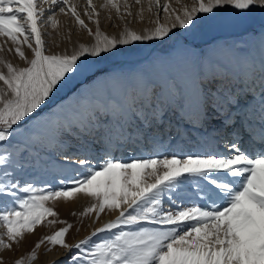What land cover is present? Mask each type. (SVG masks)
<instances>
[{
    "label": "snow or ice",
    "instance_id": "6c2138e0",
    "mask_svg": "<svg viewBox=\"0 0 264 264\" xmlns=\"http://www.w3.org/2000/svg\"><path fill=\"white\" fill-rule=\"evenodd\" d=\"M133 2L142 20L145 0ZM146 2L155 26L137 32L125 25L117 37L101 31L93 0H85L83 15L95 31L81 18L76 0H0V38H6L0 52L10 42L27 65L16 67L0 58L6 69L0 70V226L5 229L0 249H12L38 226L64 225L14 264H32L45 242L49 251L54 246L65 250L64 264H264V58L259 75L249 63L242 81L226 66L202 61L196 72L177 68L162 84L138 75L102 100L81 94L72 110L57 105L42 115L57 93L75 91L72 86L81 78L93 80L99 61L119 55L120 46L170 40L173 29L194 30L227 9L237 16L264 11V0H193L179 10L169 0ZM99 7L108 10L109 19L112 11L120 20L133 15L129 0H103ZM56 10L93 42L78 43L71 53L49 52L44 37L51 34L43 29L60 27ZM212 122L219 124L215 135L197 141L196 151L159 154L164 136L183 139ZM245 133L260 147L255 156L242 150ZM93 135L103 140L99 159L85 150L73 160L63 150L66 137ZM141 142L157 154L130 162L114 158V150ZM221 142L227 154L219 153ZM33 162L59 173V187L22 183ZM186 185L194 188L195 200L183 194ZM77 195L94 201L81 216L95 213L99 219L106 210L118 215L70 245L65 236L72 225L48 219L58 216L48 202ZM102 233L106 236L94 239Z\"/></svg>",
    "mask_w": 264,
    "mask_h": 264
},
{
    "label": "bare ground",
    "instance_id": "6f19581e",
    "mask_svg": "<svg viewBox=\"0 0 264 264\" xmlns=\"http://www.w3.org/2000/svg\"><path fill=\"white\" fill-rule=\"evenodd\" d=\"M100 1L103 2V0H93V4L96 5L97 11L100 13L99 20L101 31L109 36L118 37L119 33L123 31L125 25L137 32H143L144 29H151L155 26L154 23H152L155 17L153 13L147 11L146 0L144 2L145 11L142 20L139 18V16H137V12L139 11L140 6L135 5L133 0H129V2L132 4L131 11L133 15L131 17L126 16L124 20H120L117 17L115 11H112L113 13L110 14L111 19H109L108 10L99 7L100 4H102L100 3ZM163 2H165V0H162V3ZM169 2L171 3V6L177 4V0H169ZM76 3L78 4V0ZM82 8H84L83 5ZM56 11L57 19L60 21V27L56 30L48 27V33L51 34L48 36L51 38L50 46L48 49L49 52L62 53L66 50L67 52L71 53L73 48L77 46L78 43L90 44L93 42V38L90 37L86 31L81 30L78 25H75L70 17L59 14L58 10ZM81 18L85 20V23H87L89 27L93 29V31H95V24L89 22L87 17L83 14H81ZM213 20L214 22L206 23V25H208V30L207 28L206 30L212 32L210 35H215L219 37L220 40L219 43H217L216 48L208 53L205 57H203L201 61H196L198 55L196 57H187L184 54L183 50L178 49L174 50L172 55L166 59L155 57L156 53L161 52V49H163L162 46H164L163 44L164 42H166L165 40H167L168 42L169 39L167 38L163 42H134L132 45L120 46L121 53L119 55L115 57L110 56L102 61H99L98 64L108 65L111 68L110 72L108 74L99 75L94 80L91 87H83L81 89V93L89 91L91 92V95L94 96L93 98L102 100L104 99L105 93L107 91H111L113 94H116L121 90V83H133L134 78L138 75H143L150 81H153L157 84H162L175 69L181 68L194 73L199 69L202 61L207 62L209 60L211 61L212 65L219 64L226 66L229 72L233 76L241 78V81L243 78V74L245 73V71H247V65L251 63L255 66V71L258 76L260 63L262 58H264V15L262 14V11L257 8L252 13L240 17L236 14H220L218 17L213 18ZM222 20L226 24L224 28H221L222 26L220 25V23H218V21L220 22ZM161 21H164L163 14H161ZM203 25L204 24L198 25L194 30H192V32H198V30L200 31ZM250 28H260V33L258 37H256V41L254 43H251V51L247 48H240L236 50L233 47L234 45L229 44V46L227 44L226 40L228 39L225 38L228 35L232 36L236 31H238L239 33H244ZM178 31H180L181 35H183L181 31L184 30L178 28L173 29L175 35H173L172 38L177 37ZM190 31H186L185 34H189ZM63 33H65L67 37L70 35V40L66 38L64 39L65 41H61L63 39H61L59 35H63ZM48 37H46V39ZM202 37V39H209L206 35H203ZM62 38H65V36ZM252 46H254V48ZM151 55H153V58L155 59L154 63H149L147 61V59L152 57ZM147 67L150 68L149 74L144 70ZM240 86H243L242 83ZM237 91H239V88H237ZM258 92L259 89L257 88V97ZM60 96L61 94H56V99L53 103L54 109L57 108V105H63L60 103ZM77 97L78 96L70 97L68 102H74ZM187 127L188 126H185V128ZM217 127H219L218 122H212L206 128H201L198 131H190V133L183 139L179 137H177L176 139H172L171 137L166 135L163 137L162 147L159 149V154L171 155L173 153L179 154L181 150H183L184 152L197 150V141H199L202 137L214 136L215 133L213 132V129ZM183 130L184 129H182V131ZM258 131L259 129L257 128V132ZM65 140L66 145L63 150L66 151L69 155H72L73 160L77 158L76 155L73 154H79L81 152H84L85 150L87 151V155L89 156V158L99 159L103 155L104 145L102 137L93 135L81 140H78L75 137H66ZM244 140L245 148H243V150L249 147V154L252 156L256 155L253 153L256 148L259 149L260 152L258 143L252 145L248 140L247 133L244 134ZM218 151L222 155L227 154L223 147V142H221L218 146ZM156 154L157 153L153 151L151 145L145 144L143 142L132 146L124 145L123 147H120L118 150H114L113 152L114 158L121 160L122 162H124L125 158L133 159ZM80 158H83V156H81ZM57 159L58 161L61 160L60 157H57Z\"/></svg>",
    "mask_w": 264,
    "mask_h": 264
},
{
    "label": "rangeland",
    "instance_id": "374dc122",
    "mask_svg": "<svg viewBox=\"0 0 264 264\" xmlns=\"http://www.w3.org/2000/svg\"><path fill=\"white\" fill-rule=\"evenodd\" d=\"M77 2V0H76ZM82 2V3H80ZM193 0H179V3L174 4L172 6L173 8L179 10L183 5L187 4L189 7L192 5ZM100 3H103L100 1ZM78 10L83 12L82 5L85 7V0H78ZM81 5V7H80ZM81 8V9H80ZM262 11V10H261ZM102 12V11H101ZM113 13V12H111ZM110 13V14H111ZM83 14V13H81ZM221 14H234L231 9H227L223 11ZM262 14L264 15V11H262ZM240 17V16H239ZM214 22V20L212 21ZM221 28L225 27V22L218 21ZM241 27V26H240ZM208 25L204 24L200 31L198 32H192L190 31L189 34H185L186 31H181L183 35H181L180 31H178L177 37H173L172 39L165 40L163 49H161V52H155L156 56L158 58L166 59L170 57L174 50H183L184 54L192 57H196L198 55V58L196 61H201L203 57H205L208 53H210L212 50H214L217 46V43H219L220 38L215 35H210L212 32H209ZM46 30V31H45ZM45 33H48V27L45 26L43 29ZM66 31V30H65ZM207 31V33H206ZM260 33V28H250L246 30L244 33H239L236 31L232 36L228 35L225 39L227 41V44L234 45L233 47L237 50L240 48H247L251 51V43H254L256 41V37H258ZM203 35H206L208 40L202 39L205 37H202ZM49 35H45L48 37ZM61 37V41H65L64 39L67 38L65 33L59 35ZM65 38H62L64 37ZM202 37V38H201ZM6 38H0V44L4 42ZM51 38L48 37L46 39L47 41V47L49 49L50 46V40ZM229 45V46H230ZM254 48V46H252ZM8 48H13L10 42L5 46L4 51L0 52V58H3L4 60L12 63L16 67H26L24 61L20 60L18 55H16L14 48L12 52L7 51ZM26 56L31 59V51L27 49L26 46H24V49ZM154 55V54H153ZM152 57L147 59L149 63H154L155 59ZM194 61V62H196ZM114 65V63H113ZM96 68L98 70V75L93 80H87L86 78H81V80H77L73 84V88L75 91H70L69 88H65L62 91L59 92L61 96L59 97L60 103L65 104L67 110H72L77 106V98L74 100V102H68L69 98L72 96H80L83 94L84 97L93 99L94 96L91 95V92L87 91L84 93H81V89L83 87H91L94 80L99 75L108 74L110 72V67L106 64H97ZM0 70L6 71V69L3 67V65H0ZM146 73H150V68L147 67L144 69ZM0 86H2V82H0ZM63 102V103H62ZM53 104H51L48 108L45 109L44 113L47 114L49 112H53L56 109L53 108ZM47 131V130H45ZM243 150V148H242ZM247 150L250 153L249 147L244 149ZM253 150V149H252ZM255 150V149H254ZM196 151V150H194ZM259 149L256 148V150L253 152L254 154L258 153ZM43 155V153H42ZM127 156V155H126ZM58 160V159H57ZM132 159L125 158L124 162H130ZM63 178L59 173L46 170V166L41 162V164H36L33 162L31 167H28L24 174L21 176L22 183L25 181L34 183L37 187H45L46 185H52L53 187H59L58 180ZM56 183V184H55ZM58 184V185H57ZM183 194L187 197H190L191 199L195 200L196 197L194 195V188L189 186H184ZM94 201L91 198H88L83 195H77L72 200L65 201L63 199L58 201H49L48 206H51L54 208V210L58 213L57 217H48V219H57V220H64L67 221V223L72 225V228L69 230V232L65 236V240L68 244L74 245L78 243L80 240L85 239L86 237L90 236L93 231H95L96 228L102 227L104 224L114 220L116 218V215H118V212H108L107 210L102 213L99 217V219L96 218L95 213L87 216H81L80 213L84 211L85 208L90 207L91 204ZM75 213V215H73ZM63 224H55L52 226H38L35 231L31 234H25L24 239L19 244H13L12 249H0V259L3 260V264H14V261L16 259H19L22 256H26L30 251L35 247V244L44 236L51 235L54 231L58 230L60 227H63ZM127 230V229H126ZM5 231V229L0 226V234H2ZM106 234H98L97 237L94 239H100L105 237ZM6 240V237H5ZM50 245L45 242L41 245L39 249H37V259L32 262V264H64L68 260V256L65 253V250L62 249L59 246L51 247V250L49 251Z\"/></svg>",
    "mask_w": 264,
    "mask_h": 264
}]
</instances>
